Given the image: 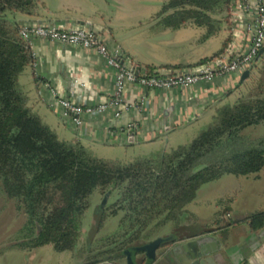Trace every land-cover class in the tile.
Masks as SVG:
<instances>
[{
    "label": "trees",
    "instance_id": "1",
    "mask_svg": "<svg viewBox=\"0 0 264 264\" xmlns=\"http://www.w3.org/2000/svg\"><path fill=\"white\" fill-rule=\"evenodd\" d=\"M41 6L42 0H0V199L13 203L24 218L2 252H27L49 245L60 254L82 251L83 219L97 194L105 199L97 207L85 250L88 260L95 263L142 264L147 257V264H152L155 253L143 248L155 240L150 239L154 231L169 225L172 241L240 224H247L254 233L263 230L264 211L236 214L216 229L181 216H191L187 206L204 185L227 175L249 177L264 170V137L244 134L264 124V46L246 71L240 97L220 107L191 143L128 163L107 160L79 139H61L31 106L20 83L34 56L15 16H38ZM157 18L163 29L179 30L188 23L204 28L202 40L206 41L222 30L224 22L231 27V0H170ZM230 42L231 37L200 64L224 56ZM147 69L151 74L155 68ZM114 193L118 198L106 207ZM109 210L110 216L123 213L118 229L96 239ZM224 215H233L232 208Z\"/></svg>",
    "mask_w": 264,
    "mask_h": 264
},
{
    "label": "crops",
    "instance_id": "2",
    "mask_svg": "<svg viewBox=\"0 0 264 264\" xmlns=\"http://www.w3.org/2000/svg\"><path fill=\"white\" fill-rule=\"evenodd\" d=\"M92 3L91 10L80 8L79 12L70 8L53 10L42 1L38 16L17 14L15 17L20 25L46 21L45 23L71 28L83 26L81 22H84L86 26L90 25L92 30L100 33L109 47L122 49L139 67L152 66L161 69L183 66L184 68L178 70L195 69L222 49L211 57L203 51L198 59L183 58L188 47L196 42V39L187 40L184 34L179 33L187 25L179 30L162 27L151 30L149 27L141 34L131 33L133 35L129 38V35L125 37L119 33L113 21L107 22V0H93ZM257 4L258 0H231V27L224 22L221 30L225 36L223 44L231 37L230 52L241 51L247 47L246 27L256 15ZM202 38L197 43L204 44L210 40L203 41ZM30 45L34 63L25 69L20 83L30 98L31 106L59 136L69 133L68 141L79 139L92 151L95 144L125 146L129 147L127 151L143 152L144 156L167 151V145L178 132L194 135L212 122L220 107L234 103L244 91V86L240 85L246 72L240 75L217 76L209 81H200L188 89H134L128 94L127 102L140 104L139 99L144 97L142 112L138 113L134 109L127 111L122 106L119 118L114 117V111H109L104 116L85 117L82 128L76 129L71 119L63 116L59 101L70 99L94 106L111 98L114 92L113 69L94 50L69 47L41 39H33ZM170 53L177 54L176 58L170 59ZM129 123H137V130L127 131ZM233 213L246 215L238 210H233ZM225 230L241 231V240L236 241L231 234L224 238L216 234L221 231L218 230L186 239L185 245L193 241L197 248H190L188 253L202 251L197 240L205 237L207 240L202 243L204 248L210 247L212 241L220 243L218 251L208 255L207 264H264V237H260L264 229L254 233L247 224H240ZM13 252L18 251L10 253ZM202 255L200 259L203 258ZM193 261L185 260L184 264H193Z\"/></svg>",
    "mask_w": 264,
    "mask_h": 264
},
{
    "label": "rangeland",
    "instance_id": "3",
    "mask_svg": "<svg viewBox=\"0 0 264 264\" xmlns=\"http://www.w3.org/2000/svg\"><path fill=\"white\" fill-rule=\"evenodd\" d=\"M46 6L53 10H64V8L73 11L80 8L83 10H91L93 0H42ZM109 6V14L106 18L107 22L113 21L116 29L123 36L132 37L131 33H143L144 29H158L161 25L158 23L157 15L161 11L164 4L170 0H107ZM206 30L199 28L194 24L188 23L186 28H183L179 33L185 35V39H196V42L188 47L183 58L192 57L198 59L199 54L205 51L209 57L218 52L222 48L224 41V33L221 31L204 44H199L197 41L202 38ZM129 33V34H128ZM171 33V32H168ZM225 37V36H224ZM177 54L170 53V59H175ZM201 131V130H200ZM189 135L188 132H178L173 141L169 142L168 150L176 149L180 146H185L191 143L198 133ZM244 134L251 138L264 137V124L252 127L244 131ZM61 139H70V134L60 135ZM195 136V137H194ZM95 155L107 160H120L122 162H131L137 156H144L143 152L127 151L129 147L125 146H106L102 144H95L92 147ZM260 175L258 178L257 176ZM258 175L249 177H238L227 175L212 183L206 184L200 188L197 198L187 206V211L191 216H181V218H194L191 222H199L209 227L216 229L219 225H223V221L236 217L233 215H224L227 208L238 210L243 214H252L264 211V170ZM118 194L114 193L111 198L107 200L106 207L111 206ZM105 197L97 194L92 199V206L86 213L83 219L82 237L80 242V250L77 253L65 252L57 253L51 245L35 249L27 252H2V248L9 241L10 237L22 227L24 218L19 216L15 210L13 203L5 202L0 199V264H86L91 262L88 260L86 253L87 239L91 232L93 223L95 221V214L98 205L104 203ZM111 210L108 211V217L105 221L101 232L96 236V239H103L114 234L119 225V221L123 216L120 212L118 216H110ZM219 224V225H217ZM173 228L171 225L154 231L150 239L154 240L158 237H170ZM216 234L227 237L231 234L236 241L241 240L242 232L238 230H221ZM169 249V248H168ZM164 250V249H163ZM163 250H161L163 252ZM84 251V252H83ZM143 257V256H142ZM172 258L171 255L167 256ZM173 259V258H172ZM163 260V258H162ZM144 261V260H143ZM95 264H109V263H95ZM124 264V263H123Z\"/></svg>",
    "mask_w": 264,
    "mask_h": 264
},
{
    "label": "built area",
    "instance_id": "4",
    "mask_svg": "<svg viewBox=\"0 0 264 264\" xmlns=\"http://www.w3.org/2000/svg\"><path fill=\"white\" fill-rule=\"evenodd\" d=\"M248 45L245 49L236 52L227 50L220 58L210 60L195 69H154L150 74L147 67H140L136 74L134 64L120 48H111L106 39L97 31L85 26L65 28L52 23H24L20 25L22 37L31 43L33 39L57 42L69 47H78L94 50L102 57L114 71V92L112 97L91 106L84 103L61 99L59 105L63 116L70 118L76 129L82 128L85 117L104 116L114 111V117L121 116L120 107L140 113L145 103L144 97L139 99L140 104L127 102V96L134 89L172 90L188 89L200 81H209L217 76L240 75L251 69L264 46V0H258L256 15L246 27ZM137 123H129L127 131L137 130Z\"/></svg>",
    "mask_w": 264,
    "mask_h": 264
},
{
    "label": "flooded vegetation",
    "instance_id": "5",
    "mask_svg": "<svg viewBox=\"0 0 264 264\" xmlns=\"http://www.w3.org/2000/svg\"><path fill=\"white\" fill-rule=\"evenodd\" d=\"M168 237H158V238H168ZM185 240L168 241V242L163 243L162 244L163 246H161L156 251V260L152 264H179L181 262H184L185 260H190V259L194 260L193 264H195L198 261V259L201 258L203 251L196 250V253L191 252V251L188 253L190 248L191 249H197V248H196L195 242H193V241H191L187 245H185V243H186V242H184ZM178 245H181V246H178ZM161 250H163V252ZM205 251H208V250H205ZM168 255H171V257L173 259L168 258L167 257ZM162 258H163V260H162ZM147 261H148V259H147V257H145L142 264H147ZM86 264H95V262L91 261V262H88Z\"/></svg>",
    "mask_w": 264,
    "mask_h": 264
},
{
    "label": "water",
    "instance_id": "6",
    "mask_svg": "<svg viewBox=\"0 0 264 264\" xmlns=\"http://www.w3.org/2000/svg\"><path fill=\"white\" fill-rule=\"evenodd\" d=\"M46 21H39V23H45ZM81 25L86 26L84 22H81ZM88 29H91L90 25L86 26ZM139 71H140V67H136V74L139 75ZM247 74V73H246ZM206 168L201 167L200 169H198L197 171H200L202 169ZM260 237H264V231L261 232ZM174 239L173 236H170L168 238H158L155 239L150 245H148L147 247L143 248V250L147 251V249H152V251L155 253L156 255V251L162 246L163 243L168 242V241H172ZM207 238H201L197 240V243L201 244V250L203 251V258L198 260L195 264H207V257L208 255L217 252L219 247H220V243L219 242H213L212 241V245L210 247H205L207 249L204 248V246H202L203 242H206ZM175 249V248H174ZM208 250V251H205ZM172 252V251H171ZM179 264H184V262H181Z\"/></svg>",
    "mask_w": 264,
    "mask_h": 264
}]
</instances>
